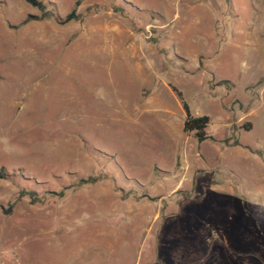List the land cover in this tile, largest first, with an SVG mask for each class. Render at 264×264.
Returning <instances> with one entry per match:
<instances>
[{
    "label": "rangeland",
    "instance_id": "rangeland-1",
    "mask_svg": "<svg viewBox=\"0 0 264 264\" xmlns=\"http://www.w3.org/2000/svg\"><path fill=\"white\" fill-rule=\"evenodd\" d=\"M38 1L0 0V264H264V0Z\"/></svg>",
    "mask_w": 264,
    "mask_h": 264
},
{
    "label": "trees",
    "instance_id": "trees-1",
    "mask_svg": "<svg viewBox=\"0 0 264 264\" xmlns=\"http://www.w3.org/2000/svg\"><path fill=\"white\" fill-rule=\"evenodd\" d=\"M27 4L32 6L33 8H36L38 11L42 13L41 19H49L51 17V14L54 15V12L50 13V11H45V5L38 0H24ZM81 1L83 0H76L75 2V8H73L62 20H58L59 24L64 25L70 22L77 21L79 19V15L77 14L76 8L80 5ZM222 84H228V81H222ZM177 96L182 101V108L185 112V119L183 121V131L184 132H194V135L198 142H203L205 140H213L211 137L207 136L205 129L207 128L209 124V117L208 116H199V117H192L188 106L186 103L182 100L181 94L178 93ZM97 181V178H89L86 180H83V184H91Z\"/></svg>",
    "mask_w": 264,
    "mask_h": 264
},
{
    "label": "crops",
    "instance_id": "crops-1",
    "mask_svg": "<svg viewBox=\"0 0 264 264\" xmlns=\"http://www.w3.org/2000/svg\"><path fill=\"white\" fill-rule=\"evenodd\" d=\"M163 1H165V0H163ZM168 1V0H167Z\"/></svg>",
    "mask_w": 264,
    "mask_h": 264
}]
</instances>
